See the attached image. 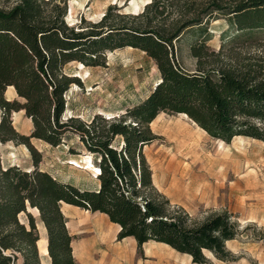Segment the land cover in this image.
Segmentation results:
<instances>
[{"label": "trees", "instance_id": "1", "mask_svg": "<svg viewBox=\"0 0 264 264\" xmlns=\"http://www.w3.org/2000/svg\"><path fill=\"white\" fill-rule=\"evenodd\" d=\"M114 8L99 22L82 18L71 26L66 0L0 5V142L26 144L35 154L34 169L26 170L5 166L0 153V264H43L37 217L30 208L46 228L50 264H80L63 202L108 215L121 226L118 240L134 237L140 249L155 241L190 255L196 264L209 262L206 252L235 261L227 243L239 236V222L227 212L198 221L172 204L154 183L145 148L160 139L152 124L162 113H185L227 143L237 136L264 141V70L255 64L206 67L217 54L208 45L212 21L223 18L228 27L222 51L264 43L259 38L264 34V0H151L143 12L118 15L119 20H112ZM185 34L195 40L190 44L199 64L195 71L176 56L175 42ZM124 47L155 60L160 79L152 92L118 117L64 120L66 93L79 81L65 66L73 61L104 65L106 51ZM10 86L24 102L7 98ZM22 110L34 124L30 135L14 126L12 114ZM70 132L94 156L99 187L83 189L39 167L42 156L31 139L59 146ZM70 151L80 153L74 147Z\"/></svg>", "mask_w": 264, "mask_h": 264}, {"label": "rangeland", "instance_id": "2", "mask_svg": "<svg viewBox=\"0 0 264 264\" xmlns=\"http://www.w3.org/2000/svg\"><path fill=\"white\" fill-rule=\"evenodd\" d=\"M66 2L67 22L75 26L80 24L82 18L99 22L110 6L115 7L112 10V20H119L118 15H138L151 0ZM11 3L12 0L9 3L7 0H0V5ZM227 28L223 18L212 21L209 25L213 38L208 45L217 54L209 57L210 62L206 67L237 69L255 64L256 68L264 70V43L221 50L222 34ZM259 38L264 42V34ZM192 41H195L194 37L185 34L181 40L175 42L176 56L183 67L195 71L199 69V64L198 59L191 53ZM104 54L101 59L104 65L84 64L83 67L80 61H73L65 66V72L69 76L77 77L79 81L66 93L64 120L75 116L90 121L96 114H103L108 118L118 117L129 107L144 100L159 82L158 66L144 51L124 47L114 51L108 50ZM7 97L25 101L18 94ZM12 119L20 133L30 135L33 132V121L27 117L24 110L14 112ZM152 128L160 139L146 146L145 152L152 166L157 188L172 204L183 207L193 219L203 221L212 215L227 212L240 224L239 236L227 243L235 261L225 262L206 252L209 258L207 264H264V141L239 136L222 147L218 139L200 129L189 117L177 113H162L153 122ZM179 129L181 131L178 132ZM189 131L195 132V142L199 146L195 151L198 150V154L212 159L223 155L227 160L222 159L221 164L217 165L214 159L211 162L202 157L194 163L192 154L181 153L182 149L177 146L187 137L186 133ZM63 142L59 146H53L37 138L31 139L32 146L42 156L39 167L83 189L96 188V171L93 168H84L88 165L89 157L96 165L94 156L85 149L74 133H68ZM71 147L80 153L72 154ZM224 152L227 155H224ZM0 153L5 166L17 165L26 170L34 169L35 154L26 144L0 142ZM74 160L78 161L81 167L74 165ZM29 211L37 217L40 236L47 235L38 211L31 208ZM72 217L70 231L74 236L75 255L80 264H97L96 261L100 259V254L92 256L82 249L83 241L96 234V225L105 227V243L109 250L121 244L127 249H132L135 244V258L138 264H157L159 261L165 264H196L193 263L192 257L178 253L166 245L152 241L140 249L131 238L118 240L119 226L100 212L80 209ZM21 219L27 221L26 214H22ZM41 256L42 263L49 264V259L43 252Z\"/></svg>", "mask_w": 264, "mask_h": 264}, {"label": "bare ground", "instance_id": "3", "mask_svg": "<svg viewBox=\"0 0 264 264\" xmlns=\"http://www.w3.org/2000/svg\"><path fill=\"white\" fill-rule=\"evenodd\" d=\"M71 13H73V8H71ZM132 48V47H130ZM83 67L84 64L81 62L80 63ZM17 94L16 89L14 88V86H10L7 89L6 92V96H11ZM8 99H10V97H7ZM184 116H187V114L185 113H180ZM114 117V116H111ZM110 117V118H111ZM18 118V116L16 117ZM19 119V118H18ZM194 122V121H193ZM195 123V122H194ZM197 124V123H195ZM200 129H202L200 126H198ZM204 132H206L204 129H202ZM181 131V129L178 130V132ZM195 132L189 131L188 133H186V138H184L183 141H180L178 143V148L182 149L181 153L184 154H192V159L194 161V163H197L199 160L202 159V157H204L202 154H198L199 151H195L199 146L196 143L197 139L195 140ZM239 137V136H237ZM194 140V141H192ZM220 141V143L223 145L226 143L224 140L222 139H218ZM196 141V142H195ZM226 153L224 152V155ZM227 155V154H226ZM208 160H213L214 159V163H216L217 165L221 164V160H227V158H225V156L221 155L218 156L216 159L215 158H208V157H204ZM237 161V160H236ZM235 161V162H236ZM213 162V161H211ZM72 163L78 167H81L80 164H78V161H72ZM237 165L239 164V162H236ZM87 166L84 168L91 170V168H93L96 171V176H98V174L100 173V169L97 165H95L91 159V157H89V159L87 160ZM175 163H173L174 165ZM88 211V210H86ZM119 228H121V226H119ZM46 228H44V232H45ZM121 230V229H120ZM96 233L95 235H93V237H90L88 239H86V241L84 242V249L85 251H91L90 249H93V252L96 251V254H100V261L102 264H136L135 261L129 256L130 251L125 247V246H120L117 247L116 249L113 250H107L106 245L107 243H105V227L103 225H96V231L94 232ZM47 234V233H46ZM39 248H40V252L45 255V256H49L48 253V238L47 235L41 236L40 240H39ZM160 264V263H158ZM162 264H165L164 262H162ZM174 264V263H172Z\"/></svg>", "mask_w": 264, "mask_h": 264}, {"label": "crops", "instance_id": "4", "mask_svg": "<svg viewBox=\"0 0 264 264\" xmlns=\"http://www.w3.org/2000/svg\"><path fill=\"white\" fill-rule=\"evenodd\" d=\"M23 111V110H22ZM43 170V169H42ZM47 171V170H46ZM48 172H50V171H48ZM51 173V172H50ZM53 174V173H52ZM54 175V174H53ZM55 176V175H54ZM66 182H68V181H66ZM74 184V183H73ZM76 185V184H75ZM97 187H99V181H98V186ZM96 187V188H97ZM80 209H82V208H80V207H78V206H75V205H71V204H68V203H65V202H63V204H62V210H63V212L65 213V215H66V217H67V219H68V223H67V225H68V228H69V230H70V223H71V220H72V216L74 215V214H77L79 211H80ZM95 213H98V212H95ZM101 213V212H100ZM102 214H104V213H102ZM106 215V214H105ZM108 216V215H107ZM109 217V216H108ZM110 219V218H109ZM43 224V223H42ZM114 224H116V223H114ZM116 225H118V224H116ZM118 226H120V225H118ZM120 229L121 228H119V232H120ZM71 232V231H70ZM71 234H72V232H71ZM119 234V233H118ZM73 235V234H72ZM127 238H131L133 241H135V243H137V241H136V239L134 238V237H127ZM86 241V240H85ZM85 241H83V243H82V249H83V251H85V249H84V247H83V245H84V242ZM150 242H152V241H150ZM153 242H155V241H153ZM148 243V242H147ZM147 243H145V244H147ZM157 244H160V245H166V246H168V247H170V248H172L171 246H169V245H167V244H165V243H161V242H156ZM136 245H138V243L136 244ZM120 246H124V245H118L117 247H120ZM73 247H74V241H73ZM116 247V248H117ZM115 248V249H116ZM173 249V248H172ZM91 251H86V252H88V253H90L92 256H95L96 255V251L95 252H93V249H90ZM107 250H109V249H107ZM129 251H130V253H129V256L135 261V263L136 264H138V261H137V259L135 258V254H136V248H135V244H134V248H132V249H128ZM174 250V249H173ZM176 251V250H175ZM74 253H75V247H74ZM179 253V252H178ZM182 254V253H181ZM184 255H188V254H184ZM76 256V255H75ZM188 256H190V255H188ZM48 257V259H49V256H47ZM191 257V256H190ZM77 258V257H76ZM101 258V257H100ZM99 261H100V259H99ZM99 261H96L97 262V264H102L101 262H99ZM162 262L163 261H159L158 263H160V264H162ZM157 263V264H158ZM49 264H50V259H49Z\"/></svg>", "mask_w": 264, "mask_h": 264}]
</instances>
